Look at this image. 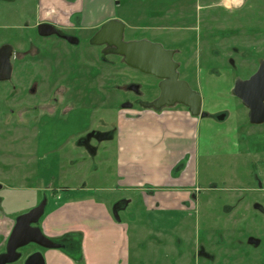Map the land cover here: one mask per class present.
Returning a JSON list of instances; mask_svg holds the SVG:
<instances>
[{
  "label": "rangeland",
  "instance_id": "1",
  "mask_svg": "<svg viewBox=\"0 0 264 264\" xmlns=\"http://www.w3.org/2000/svg\"><path fill=\"white\" fill-rule=\"evenodd\" d=\"M36 1L0 0V44H10L28 61L26 66L16 63L13 82L21 90L38 71L47 84L68 87V99L75 108L73 124L68 127L69 137L65 134L60 142L43 146L36 171L16 174L3 167H27L28 157L26 162L17 156L1 161V207L21 212L49 187L50 201L37 225L49 235H62L78 225L84 232L85 256L90 254L94 258L90 262L96 264H107L114 255L125 257L128 252L130 264H264V124H250L245 107L232 94L234 81L248 78L264 60V0L107 1L110 16L125 24L127 41L146 39L174 51L180 78L198 90L202 110L213 116L199 119V190L194 207L167 212V222L157 220L163 212L147 216L138 194L118 190L114 141H90L91 153L79 144L84 133L114 130L122 113L140 111L122 106L135 100L124 92L125 84L139 83V98L151 102L158 94L156 80L128 68L113 55H105L103 64L98 58L101 49L88 44L92 32L85 33L83 28L72 31L81 40L77 48L56 38L44 42L51 43L57 55L50 63L45 56H29L38 39ZM85 5L98 14V8L106 4L90 0ZM93 17L98 25L109 19ZM21 93L22 102L34 101L33 96ZM19 149L8 144L15 155ZM124 195L133 201L127 210L118 211L116 219L103 201L114 206ZM77 201L80 204L71 207ZM62 206L63 211L53 214ZM82 219H89L90 225H79ZM110 220L118 229L110 226ZM127 228L131 242L126 252L124 236L120 239L119 234L124 230L126 236ZM60 252L42 249L47 264H70Z\"/></svg>",
  "mask_w": 264,
  "mask_h": 264
},
{
  "label": "crops",
  "instance_id": "2",
  "mask_svg": "<svg viewBox=\"0 0 264 264\" xmlns=\"http://www.w3.org/2000/svg\"><path fill=\"white\" fill-rule=\"evenodd\" d=\"M90 0H37L36 18L39 22H51L65 29L79 25L83 30L95 27L97 19L111 18L108 2L102 0L104 7L98 8L100 12L94 14L85 3ZM115 2V0H111ZM115 6V5H114ZM105 8V11L102 9ZM97 9V8H96ZM81 14L80 23H74L75 14ZM135 116V119L132 117ZM119 124L112 131V137L104 141H114L116 168V186L122 193L138 194L142 210L148 216L152 212H163L157 219L167 222L164 214L167 212H180L185 206L191 204V196L197 187V129L199 120L187 111L179 108L153 111H129L121 114ZM133 199L124 195L118 203L127 210ZM80 202L71 203L76 207ZM104 207L111 212L114 206L103 201ZM113 206V207H112ZM66 207V205L64 206ZM64 207L57 209L53 214L63 211ZM105 210V209H104ZM106 211V210H105ZM15 212H9V218L4 219L5 225L1 229L7 232L12 227L11 218ZM168 215V214H167ZM51 216V215H50ZM78 217V216H77ZM171 220V219H170ZM79 225H90L88 220H81ZM111 227L118 229L115 222L110 220ZM160 224V223H159ZM45 228V224H42ZM66 230L62 235L44 234L51 238H71L75 240V250L72 253H61V257L70 264H96L93 257H88L84 250L86 241H83V230L79 228ZM123 227V226H121ZM125 239V251L130 248L129 229L119 234ZM60 256V255H59ZM130 254L120 257L114 255L107 264H130ZM65 261V262H66ZM47 264V261H46Z\"/></svg>",
  "mask_w": 264,
  "mask_h": 264
},
{
  "label": "flooded vegetation",
  "instance_id": "3",
  "mask_svg": "<svg viewBox=\"0 0 264 264\" xmlns=\"http://www.w3.org/2000/svg\"><path fill=\"white\" fill-rule=\"evenodd\" d=\"M78 15L80 16L78 19L75 20V18H73L75 25L80 23L79 21L81 19V14H78ZM109 20H117V19H114L113 17H111L107 21ZM107 21H104L103 23L99 25L97 24L95 27L89 30L87 29L83 31H86L85 33L91 31L92 33L89 35L93 37L100 30L101 26ZM40 24H48V25L53 26L55 30L57 31V34L50 35V36H40L38 34V26ZM124 27H125V24H124ZM81 28L82 27L79 25L78 27L73 26L71 29H65L51 22H39L38 21V23L35 26V34L38 37V39L35 42L36 46H31L30 51L28 52L29 56H45V60L47 61V63H50L52 60H55L57 55L52 51L51 43H44V42H46L47 40L51 38H56L62 41L68 47L77 48L80 46L81 40L79 37L72 35V31H77ZM124 32H125V28H124ZM68 38L76 39L77 42L75 44L70 43L68 41ZM91 38L88 40L89 45H91L90 44ZM140 40H146V39H140ZM123 41L129 42V41H139V40L132 39V40L127 41L124 38V34H123ZM150 42L160 44L154 41H150ZM91 46L98 47L101 49V54L98 58L99 60L100 59L102 60L101 62H103V64H105L106 62L105 55H113L121 59L123 62V58L121 56H118L112 53L113 47H108L106 45H91ZM6 47L10 48L8 71L3 66H1V58L4 57L5 51H6L2 49L3 48L6 49ZM166 50H170V49H166ZM174 55H173V60H174ZM23 56L24 54H19L17 51L13 50L10 44L8 43L0 44V142H2L0 143V163L1 161L3 162L4 159L12 158L13 156L15 157L17 156L18 159H21V162H26L25 160L26 157H28V160L30 161V164L27 165V167H23L22 165H15L12 167L11 164H5V165L3 164V167H7L6 170L11 169L16 174L26 173V172H30L33 170L36 171L35 165L38 164L36 162V159L38 158V156H40V154L42 155L41 152L44 150L43 146L51 142H55V143H58V141L60 142L61 141L60 139L64 138L65 134L67 137L70 136V133H68V127L73 124V110L75 109L73 106L74 104L73 101L68 99V96H69L68 87L62 84H57L56 82L53 83V85L47 84V82H45L46 78L43 77L40 71L37 72V74L31 81L30 85L26 87L25 89L21 90L17 86V84L13 82V79L15 76V70H16V63L25 64L26 66V63L28 62L26 59H24ZM39 62H41V60H39ZM40 65L38 64L37 67ZM127 67L131 68L129 66ZM131 69L137 71L143 76L154 78L157 82L158 94L156 95L154 100H152L151 102H146L139 98L141 96V88H140L139 83L125 84L124 92L131 93L132 95L135 96V100H134L135 104L129 103L127 101L124 104H122L123 107L129 108V110L131 109L130 107H133V108L138 107L140 108V112L142 111L161 112L163 110L181 107L183 110L187 111L190 114L189 110L186 107L179 105V104H176L172 107L165 106L158 110H155L153 108H147L146 107L147 104L152 103L159 97L160 95L159 84L161 80L156 78L153 75L144 74L140 72L139 70H136L133 68ZM178 70H179V66L177 68V72ZM178 79L186 82V80L180 78V76L178 77ZM246 79H241V80H246ZM188 86L192 90L197 92V94H199L197 89L196 91L195 88L191 87L192 85L190 86L188 84ZM21 92H25V95L27 96H33L35 98L34 101L32 103L22 102L25 96L24 94L21 96L22 94ZM16 98L19 100L18 103L10 104L11 101L16 100ZM245 109L247 111V118H248V109L246 107ZM201 112L207 114V116L205 117L193 116V117L197 118L198 120L202 118L212 119L213 116H211V114L202 110V98H201ZM59 132H61V135L58 137ZM110 137H112V131L110 130L108 132H102V133H97L96 131H93L91 133L87 132L86 134L84 133L82 136L79 137V144L81 146H84L91 153V146L89 145L90 141L102 142L105 139H109ZM27 142L28 144L26 148H31V149L26 150V148L25 149L23 148L25 147V143ZM8 144L16 145L18 148L21 146V151L19 149V152L16 155L13 154L12 151L8 150ZM19 169H23V170L21 171ZM48 188L46 187V189L42 191L43 194L38 195V200H36V202L34 201L32 205L31 204L28 205V208L24 209L21 212L16 211L14 215L12 214L13 215V217L11 218L12 227L8 232L5 229H1V227L5 225L4 219L9 218V210L6 211L7 207L5 209L1 207L3 204V199L0 198V264H3L6 260L15 257V255L17 254H20V255L16 261L11 262V263H4V264H26L28 258L30 257L31 259L28 261L27 264H39V259L37 257V254L41 255V257L43 258L44 264H46V260L43 256L42 249H47V248H43L33 243H29L23 247L17 248L15 253L12 252L10 253L9 256H7L8 240L16 224L17 218L23 214L28 213L32 209L38 207L43 201H45L43 214L40 216V218L35 224H32V226L39 228L43 236H45L51 242L61 246L58 249H50V250H58L65 254L72 253L75 250V244H74L75 240L74 239H71L68 237L66 238L65 236H63L62 238H49L47 237V235L44 234L41 227L37 225V223H39L42 220V218L45 216V212L47 210L48 203L50 201V197L47 194ZM2 189H3V184L2 182H0V191ZM198 190L199 188L197 186L191 196V200H190L191 204L186 205L183 211H185L186 208L188 207L190 208L194 207L195 194L197 193ZM122 209H123V205L120 203L114 206L113 215L116 219L119 218L118 211ZM183 211H180V212H183ZM27 247H30V248L26 249Z\"/></svg>",
  "mask_w": 264,
  "mask_h": 264
},
{
  "label": "water",
  "instance_id": "4",
  "mask_svg": "<svg viewBox=\"0 0 264 264\" xmlns=\"http://www.w3.org/2000/svg\"><path fill=\"white\" fill-rule=\"evenodd\" d=\"M124 24L118 20L105 22L100 30L91 38V45H106L113 47L112 53L123 58V62L144 74L153 75L160 79V95L147 108L155 110L162 107H172L176 104L186 107L192 116L205 117L207 114L201 112V97L192 90L188 84L178 79V63L173 60L174 51L166 50L160 44L147 40L123 41ZM40 36L57 34L55 28L48 24L38 26ZM70 43L75 44L76 39L68 38ZM5 55L1 58V66L7 71L9 67L10 48L6 47ZM232 94L240 100L242 105L248 109V119L253 125L264 123V60H261L257 71L248 79H237L234 82ZM45 201L38 207L26 214L19 216L11 232L7 245V256L15 253L16 249L29 243L37 244L47 249H58L61 246L47 239L39 228L32 226L43 214ZM20 254L6 260L11 263L19 258ZM39 264H44L43 258L37 254ZM31 259L28 258L26 264ZM3 263V264H4Z\"/></svg>",
  "mask_w": 264,
  "mask_h": 264
},
{
  "label": "clouds",
  "instance_id": "5",
  "mask_svg": "<svg viewBox=\"0 0 264 264\" xmlns=\"http://www.w3.org/2000/svg\"><path fill=\"white\" fill-rule=\"evenodd\" d=\"M241 2H242V0H241Z\"/></svg>",
  "mask_w": 264,
  "mask_h": 264
}]
</instances>
